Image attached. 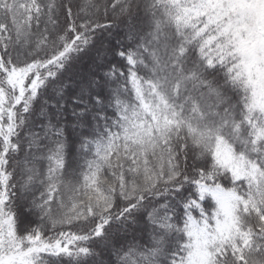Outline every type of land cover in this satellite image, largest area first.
I'll use <instances>...</instances> for the list:
<instances>
[{"label":"snow or ice","instance_id":"1","mask_svg":"<svg viewBox=\"0 0 264 264\" xmlns=\"http://www.w3.org/2000/svg\"><path fill=\"white\" fill-rule=\"evenodd\" d=\"M0 264H264V0H0Z\"/></svg>","mask_w":264,"mask_h":264}]
</instances>
